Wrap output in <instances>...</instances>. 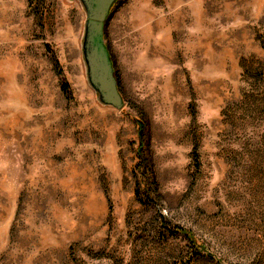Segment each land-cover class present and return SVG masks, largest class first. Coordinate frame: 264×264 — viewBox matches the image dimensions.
I'll list each match as a JSON object with an SVG mask.
<instances>
[{"label":"rangeland","instance_id":"1","mask_svg":"<svg viewBox=\"0 0 264 264\" xmlns=\"http://www.w3.org/2000/svg\"><path fill=\"white\" fill-rule=\"evenodd\" d=\"M85 19L0 0V264H264V0L115 3L119 111L87 83ZM143 156L155 208L134 198Z\"/></svg>","mask_w":264,"mask_h":264},{"label":"water","instance_id":"2","mask_svg":"<svg viewBox=\"0 0 264 264\" xmlns=\"http://www.w3.org/2000/svg\"><path fill=\"white\" fill-rule=\"evenodd\" d=\"M85 14L81 42L86 79L98 102L121 110L123 98L118 90L109 51L104 43V28L113 5L118 0H77Z\"/></svg>","mask_w":264,"mask_h":264},{"label":"trees","instance_id":"3","mask_svg":"<svg viewBox=\"0 0 264 264\" xmlns=\"http://www.w3.org/2000/svg\"><path fill=\"white\" fill-rule=\"evenodd\" d=\"M120 1V0H118ZM117 1V2H118ZM116 2V3H117ZM51 63L55 70H57L58 75H60V71L58 70V62L55 57L51 58ZM264 77V75H260ZM61 90L64 94L69 96L68 86L65 82H61ZM198 143L193 141V157L196 160L198 158L197 154ZM134 198L135 201L146 208H155L159 204L160 195L157 188V183L153 177V173L150 168V163L146 157H140L139 162L136 165V169L134 172ZM159 212V211H158ZM163 219V217H162ZM163 237L169 238H182L184 241L187 242L193 249V252L199 256L205 255L204 257L210 258L208 254L204 252V247L198 244V241L195 239L194 235L179 226L167 227L163 226Z\"/></svg>","mask_w":264,"mask_h":264}]
</instances>
